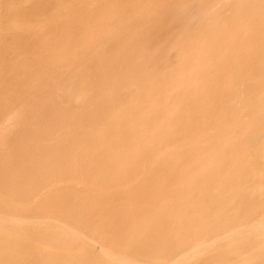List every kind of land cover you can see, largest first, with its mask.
Wrapping results in <instances>:
<instances>
[{
  "label": "bare ground",
  "instance_id": "6f19581e",
  "mask_svg": "<svg viewBox=\"0 0 264 264\" xmlns=\"http://www.w3.org/2000/svg\"><path fill=\"white\" fill-rule=\"evenodd\" d=\"M83 2L0 88V264H264V0Z\"/></svg>",
  "mask_w": 264,
  "mask_h": 264
},
{
  "label": "rangeland",
  "instance_id": "374dc122",
  "mask_svg": "<svg viewBox=\"0 0 264 264\" xmlns=\"http://www.w3.org/2000/svg\"><path fill=\"white\" fill-rule=\"evenodd\" d=\"M7 1H8V0H0V11H1V12H0V17H1V18H0V27H1V28H0V29H1V31H0V36H1L0 39H2V41L0 40V43H1V44H0V47H1L0 54H1L2 56L4 55V56H3L4 58H2V59H1L2 56H0V60H1V61H0V66L2 67V69L0 68V70H1V71H0V72H1V73H0V78H1V81H0V86H1V87H0V88H2V90H1V89H0V90H1L2 92L5 91V90H4V88L6 87L5 85L8 86V84H9L10 81H11L10 76H12V77L14 76L15 78H12V77H11V78L14 79V80L17 79V78H19L18 76H20L21 79H22V78L24 79L25 76L27 77L28 74L31 76V74H30L31 70H30V72L28 71L29 73H27V74H26L27 71L25 72L26 68L28 69L29 66H34V67H33L34 69L31 67V69H33V73H34V70H35V68H36L35 65H36V63L38 62V61H36V63H35V60H36V58H37V55L41 56V53H44V51L42 50V48L45 50L46 53H48L47 50L50 51V49L52 50V47H54V46L52 45V44H53V43H52L53 39L56 38V37H54V34L57 35L61 30L63 31V28H64V27H65V29H66V28H70V27H68V25L66 26L65 24H67L66 22L69 21L70 18H72V17L74 18V15H73L74 12H72V14H71V13H69L68 11H70V10L72 11V10L76 9L81 3H84L83 0H82V1H81V0H74V1L71 0L72 3H73V2H76V3H73V6H72V5H71V4H72L71 1L69 0L70 2H68V1L66 0V2H68V4H70V5L72 6V7H71L72 9H70V10H66L65 8H67V6H68V5L66 4V5H65L66 7L64 6V7H65V8H64V11L66 10V11H65L66 14H65L64 11L61 12V11H62V8H63L62 5H64L65 0H63V1H60V0L58 1V0H57L58 2H57L56 0H54V1H53V0H43L41 3L39 2V1H41V0H39L38 2H37V0H23V1H22V0H14V1H13V2H14L13 4H14L15 6L11 5V4H12V0H11L10 2H7ZM84 1H90V0H84ZM3 2H7V8H8L9 5H10L11 7L13 6L12 8L15 9V7H16V5H17V6L19 7V8H17L18 10L20 9V10L22 11V9H23V14H24V11H25V13H26V11H27V13H30V14H32V15L34 14V11H35V10L33 11V9H34L33 7H35L36 4H39V3H40V5L42 6V4H43V6L40 7V8H37L38 10H36V11H38V13H36V11H35V14H34L33 16L30 15V14L28 15V14L26 13V14L30 17V19H28L29 17H28L27 15H25V16H27L28 18H26V17L22 14V12H21L20 10H19V11H20V13H19L17 9H15L17 12H14L15 10H14V9L12 10V8H11L12 11L9 10V11L11 12V13H10V12L8 11L9 8L7 9V8L5 7L6 4H4ZM15 2H16V3H15ZM17 2H18V3H17ZM19 2H21V3H19ZM36 2H37V3H36ZM47 2H49V7H50V8L47 7V6H48V5H47ZM50 2H51V4H50ZM53 2H56V3H55V4H56L55 8L58 7V6H60V7L62 6L61 8H60V7L58 8L59 11H58V9L56 8L57 11L59 12V14H58V12L56 11V9L54 8V6H51V5L53 4ZM61 2H62V3H61ZM66 2H65V3H66ZM2 3H3V4H2ZM23 3H24V4H23ZM31 3H34V4L30 5ZM45 3H46V4H45ZM58 3H59V4H62V5H59ZM79 3H80V4H79ZM92 3H94V2L92 1ZM92 3H90V5L93 6L95 3H94V4H92ZM22 4H23V7L26 6L25 9L27 8V5L29 4V5H28V9L25 10V9L22 7ZM44 4H45V5H44ZM55 4H54V5H55ZM24 5H25V6H24ZM40 5H39V6H40ZM46 5H47V6H46ZM74 5H78V6H75V8H74ZM90 5H89V6H90ZM2 6H3V7H2ZM45 7H46V11H47V12L44 10ZM52 7H53V8H52ZM4 8L9 12V14L6 13L7 11H6ZM32 8H33V9H32ZM41 8H43L44 11H42ZM48 8H49V10H48ZM69 8H70V6H68L67 9H69ZM73 8H74V9H73ZM90 8H91V7H90ZM92 8L96 9L97 7H96V5H94V7H92ZM39 9H40L41 11H40ZM50 9H52V10L50 11ZM28 10H29L30 12H29ZM39 12H40V13H39ZM42 12H43V13H42ZM45 12H46V13H45ZM48 12H49L50 15L47 16ZM52 12H54L55 14H56V12H57V14L55 15V14L53 13V15H52L53 18L51 17V18H52V19H51L49 16H51V13H52ZM14 13H15V14H14ZM16 13H17V14H16ZM44 13H45V16H44ZM68 13H69V14H68ZM1 14H2V15H1ZM21 14H22V15H21ZM38 14H41V15L39 16ZM60 14H62L63 16L66 15L65 17H66V18L68 17V20H67L65 17H62V16H60V18H59L58 15H60ZM7 15H8V17H7ZM36 15H38V16H36ZM67 15H70V16L73 15V16H72V17H69V16H67ZM3 16H4V19H2ZM18 16H19V17H18ZM23 16H24V19H23ZM31 16H32L33 19H35V20H33ZM42 17H45V18H42ZM46 17H47V20H48L47 22L45 21V20H46ZM48 17H49V18H48ZM61 17H62L63 19H61ZM8 18H9V19H8ZM11 18H12V21H8V20H10ZM14 18H16V20H15ZM25 18H26V20H25ZM40 18L43 19V20L41 21ZM54 18H55L56 20H58L57 18H59V20L62 21V22H61V23H63V28H62V29H61V27H62V24H61V23H60V24H61V27H60V26H59V27H58V26L56 27V26L54 25V24L58 23V21H59V20H58L57 22H55L56 20H55ZM73 18H72V19H73ZM50 19H51V20H55V21H51ZM64 19H66L67 21L64 22V21H63ZM21 20H22L23 22H24V20H25L26 24H25V22H24V24H23ZM39 20H40V23H39ZM49 20H50V21H49ZM73 20H74V19H73ZM73 20H72V22H73ZM4 21H5V22H4ZM7 21H8V22H11V23H8ZM15 21H16V22H15ZM33 21H35L34 23H35L36 25H34ZM44 21H45V22H44ZM70 21H71V19H70ZM13 22H14V23H13ZM17 22L19 23L18 26H16V25H17ZM27 22H28V23H27ZM41 22H42V23H41ZM1 23H2V24H1ZM4 23H6V24H4ZM7 23H8V24H7ZM29 23H31V25H34V26H35V27L32 26V27L34 28L35 31H34L33 28L30 26ZM32 23H33V24H32ZM38 23H39V24H38ZM47 23H48L50 26H47V25H48ZM50 23H53V24H50ZM3 24H4L5 26H4ZM21 24H23V25H21ZM27 24H29V25H27ZM60 24L58 23V24H56V25H60ZM68 24H69V23H68ZM1 25H3V26L6 27V28H2ZM6 25L8 26V28H7ZM25 25H27L26 27H28V28H26ZM44 25L47 26V27L45 28ZM20 26H22V27L19 28ZM23 26H24V27H23ZM40 26H42V27H41V30L39 29ZM43 26H44V27H43ZM52 26H53V27H52ZM54 26H55V27H54ZM29 27H30V28H29ZM36 27H38V29H39L40 31H37L38 29H35ZM12 28H13V29H12ZM18 28H19V29H18ZM22 28H24V32H28V35H27V33H25L27 37L30 35L28 38L25 36V34H24ZM49 28H51V29L53 28V29H55L56 31H52L53 29L51 30V29H49ZM58 28H59V29H58ZM2 29H3V30H2ZM5 29H6V30L8 29L10 34L8 33V30L5 31ZM20 29H21L22 31H21ZM17 30H18V31H17ZM19 30H20V32L23 33V36H22V34H20ZM50 30H51V31H50ZM67 30H68V29H66V32H70V33H71V30H69V31H67ZM72 30H73V28H72ZM12 31H14V32H12ZM16 31H17L21 36H20L19 34H17ZM2 32H3V33H2ZM4 32H6V34H8V35L4 34ZM11 32H12L14 35H13ZM34 32H35V34H37V36H38V33H39V34L42 33V34H40L41 36L39 35L40 37H39V36L37 37V36H34V35H35V34H33ZM54 32H55V33H54ZM56 32H57V33H56ZM66 32H65V30H64V33H66ZM72 32H73V31H72ZM61 33H62V32H61ZM64 33H63V35H64ZM73 33H74V32H73ZM49 34H50V35H49ZM68 34H69V33H68ZM3 35H4V36H3ZM5 35H6L7 37H6ZM18 35H19V36H18ZM56 35H55V36H56ZM2 36H3V37H2ZM8 36H10V38H9ZM42 36H43V37H42ZM44 36H46L47 38L45 39ZM51 36H52V37H51ZM58 36H59V34L57 35V38H58ZM19 37H26V39H25V38H20V39H19ZM30 37H31L32 40L29 39ZM14 38L18 40V41H16V42H12V44H14V45H10L9 43H4V42H7V40H8L9 42H10V40H11V41H12V40L14 41V40H15ZM38 38H39V39H38ZM43 38H44V39H43ZM57 38H56V39H57ZM4 39H5V40H4ZM27 40H30V42H27ZM19 41H20L22 44H21ZM23 41H25V42H23ZM33 41H34V44L37 45V46H38V43L41 44V45H39V46H42V44H44V45H43L44 47L41 48V47H35L33 44L31 45V43H32ZM2 42H3V43H2ZM18 42H19V43H18ZM40 42H41V43H40ZM10 43H11V42H10ZM17 43H18V44H17ZM23 43H25V45H24ZM27 43H29V44H27ZM36 43H37V44H36ZM5 44H6V45H5ZM19 44L22 45V46H21L20 48H17L16 46L19 47ZM2 45L4 46V50L2 49V48H3ZM9 45H10L11 47H9ZM15 45H16V46H15ZM28 45H31V46H28ZM50 45H52V46H50ZM23 46H24V47H23ZM33 46H34V47H33ZM46 46H47V47H46ZM63 46H64V44H63V45H60V46H57V47L61 48V47H63ZM5 47H6V48H7V47L10 48V50H9V49H6ZM14 47H15V48H14ZM31 47H33V48H31ZM12 48L15 49V52H14V50H12ZM16 48H17V50H16ZM22 48H24V49H22ZM25 48H27V49L29 50L28 53H29V52H33V54L30 53V56H31V57H29V54L26 53L27 49H25ZM35 48H36V50H38V52L35 50ZM48 48H49V49H48ZM18 49H20V50H18ZM32 49H33V51H32ZM5 50H6V52H5ZM11 50L14 52V54L16 53L17 56L14 55L13 52H9V51H11ZM21 50H22V51H21ZM25 50H26V51H25ZM34 50L37 52L36 56H35V52H34ZM1 51L5 52V54H3V52H1ZM16 51H18V52H20V53L22 52V53L19 54V53L16 52ZM24 51H25V52H24ZM7 52H9L8 55L6 54ZM10 53H11V54H10ZM38 53H39V54H38ZM26 54H28V56H26ZM18 55H20V56H18ZM45 55H48V54H45ZM6 56H8V57H6ZM15 56H16V58L18 57L19 61L24 62V61L26 60V62H24L23 65L20 64L21 62L17 61V59H16V62H15V59H14V62H13V60H12L13 58H12V57H15ZM21 56H22V57H21ZM33 56H35V57L33 58ZM10 57H11L12 63H10L11 61H9ZM20 57H21V59H23V57H24V60H21ZM26 57H27V58H30V59H28V60L32 61V62L35 63V64H34V65H33V64L30 65V63H32V62L28 61ZM5 58H6V59H5ZM7 58H8V61L6 62ZM31 58H32L33 60H32ZM41 58H42V56H41ZM44 58H45V56H44ZM39 59H40V57L37 58V60H39ZM41 60H42V59H41ZM2 61H3V62H2ZM39 61H40V60H39ZM17 62H18V63H17ZM27 62H28V63L30 62V63L28 64ZM4 63H6V64H4ZM13 63H14V64H13ZM25 63L28 64L29 66L26 65ZM3 64H4V65H3ZM10 64H13L14 66H13V65H11V66H5V65H10ZM17 64H18V65H17ZM15 65H17V66H15ZM25 65H26V67H24ZM18 66H19V67H18ZM21 66H22V68L24 67L25 69H22ZM3 67H4V70H3ZM7 67H8V68H7ZM10 67H11V68H10ZM14 67H16L15 70H12V68L14 69ZM17 67L19 68L18 70H17ZM5 69H6V70H5ZM10 69L12 70V75L9 74V73H11ZM19 70H20V73L23 71V72H25V74L22 72V74L20 75ZM21 70H22V71H21ZM5 71H7L8 74L5 73ZM9 71H10V72H9ZM13 71H14V72H13ZM17 71H18V72H17ZM35 71H36V70H35ZM16 72H17V75H18V76L14 74V73H16ZM3 73L5 74V76H4ZM23 74H24V75H23ZM2 75L6 78V80H5V78H2V77H1ZM22 75H23V76H22ZM32 75H33V74H32ZM16 76H17V78H16ZM21 76H22V77H21ZM28 77H29V76H28ZM33 77H34V76H33ZM86 77H87V76H86ZM8 78H9L10 81L8 80L9 83H6ZM30 78H31V77H30ZM21 79H18V81L21 80ZM23 79H22V80H23ZM4 80H5V81H4ZM22 80H21V81H22ZM15 81H17V80H15ZM2 82L5 83V85L2 84ZM13 82H14V81H13ZM11 83H12V82H11ZM2 86H5V87H2ZM8 88H9V86H8ZM8 88H6V89L8 90ZM3 93H4V92H3ZM3 93L0 92V94H3ZM3 109H4V108H3ZM3 109H2V110H3ZM4 111H5V109H4ZM5 112H6V111H5ZM5 112H3V113H5ZM0 114H2V113H0ZM0 131L2 132V133L0 132V134H4V135H6L4 131H2V130H0ZM14 133L16 134V132H14ZM14 133H12V135H10V136H8V137H7V135H8L9 133L6 135V137H7V139H8L9 141H7V139L4 140V142H7V143L5 144V147H7V145L9 144V142H11L10 145L13 143V141H14V139H13V137H14ZM4 135H3V136L1 135V136H2V139L5 138ZM11 136H12V139H13V140L11 139V141H10ZM10 145H8V146H10ZM176 145H177V143H175V145L172 144V145H171V148H174ZM173 146H174V147H173ZM169 147H170V146H169ZM3 150H4V149H3ZM5 150H6V149H5ZM5 150H4V151H5ZM259 169H260V168H259ZM259 169H258V174H259V175H256V174L254 173V175H256L255 177H257V176H261V175H262V174H261L262 172H263V174H264V171H260V172H259ZM262 169H263V168H262ZM252 174H253V173H252ZM260 174H261V175H260ZM250 175H251V174H250ZM254 175L251 176V177L253 178ZM262 177H263V176H262ZM262 177H261V178H262ZM81 178H82V177H81ZM258 178H259V177H258ZM258 178H255V180H256V179L258 180ZM261 178H260V180L258 181L259 183L261 182ZM262 179H263V178H262ZM79 180H81V179H79ZM82 180H83V179H82ZM253 180H254V179H253ZM257 180H256V181H257ZM263 181H264V179H263ZM87 182H88V181H87ZM254 183H256V182L254 181ZM259 183H257V184H259ZM263 183H264V182H263ZM260 184H262V182H261ZM262 185H264V184H262ZM257 186H258V185H257ZM263 189H264V188H263ZM254 196H255V195H254ZM258 196H259V195H258ZM256 198H257V196H256ZM259 210H260V209H259ZM259 210H258V209L255 210V213H256V211H257V213H256L255 215H253V216H254L255 218H257V219L254 220L255 218L252 217L253 220H254V222L256 221V223H257V221H258V217H259V219H260V217H263V216H264V215H263L264 212H262V211H264V209H262L260 212H259ZM261 212H262L263 214H262ZM20 213H21V212H20ZM20 213L18 212V214H20ZM258 213H259V214L261 213L263 216H262L261 214H260L261 216L258 215ZM263 218H264V217H263ZM261 219H262V218H261ZM262 220H263V221H262ZM262 220H260L261 222H259V223L264 222V219H262Z\"/></svg>",
  "mask_w": 264,
  "mask_h": 264
}]
</instances>
